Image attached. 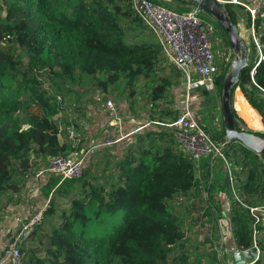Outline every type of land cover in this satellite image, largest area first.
<instances>
[{
  "label": "trees",
  "instance_id": "trees-1",
  "mask_svg": "<svg viewBox=\"0 0 264 264\" xmlns=\"http://www.w3.org/2000/svg\"><path fill=\"white\" fill-rule=\"evenodd\" d=\"M1 1L0 195L14 186V178H24L31 168L37 166L40 172L51 158L79 155L84 149L80 143L60 141L71 124L64 118L60 124L55 121L64 109L70 85L81 77L102 76L97 87L104 92L120 80L129 88L141 82L152 109L162 101L175 106L161 109L160 118H147L137 129L138 138L115 164L113 180L92 183L81 180L82 173L77 179L61 180L56 174L44 173L57 180L46 181L44 193L50 204L41 212L43 221L28 235L38 238L43 257L32 256L28 264H199L197 258L190 262L184 248L186 231L181 218L167 208L168 201L185 200L196 180L202 182L204 202L211 203L205 211L208 231L219 220L215 201L231 228L228 249L230 243L238 251L252 248L253 219L248 208L264 206V156L240 143H226L222 122L219 128L211 125V119L202 122L200 100L210 93L203 89L193 90L188 101L196 107L194 115L202 129L215 145L222 146L225 160L235 168L233 189L239 201L221 159L215 170L216 158L202 157L197 163L180 147L173 128L164 124L173 122L180 112L176 103L185 89L182 75L151 39L153 34L134 14L130 0ZM152 1L160 4V0ZM169 1L178 4L180 13L189 6ZM247 2L256 4V0ZM223 5L233 24L241 19L246 28H252L257 43L250 40L249 66L241 71L230 94L234 124L238 131L264 138V130L247 129L233 108V92L239 89L264 125V7L251 20L243 7ZM225 73L217 71L214 78L219 95ZM143 128L147 129L139 132ZM63 188L71 195L68 209L46 219L52 212L55 215L53 196ZM216 190L221 191L214 195ZM2 219L0 215V224ZM257 229L259 254L252 264H264V227ZM38 230L44 233L38 235ZM212 256L218 264H225Z\"/></svg>",
  "mask_w": 264,
  "mask_h": 264
},
{
  "label": "rangeland",
  "instance_id": "rangeland-1",
  "mask_svg": "<svg viewBox=\"0 0 264 264\" xmlns=\"http://www.w3.org/2000/svg\"><path fill=\"white\" fill-rule=\"evenodd\" d=\"M240 1L247 2V0ZM1 2L2 1L0 0V3ZM160 4L176 12H180V9L177 8L178 4L175 2L160 0ZM189 9H192V6H186L185 8L181 9V11L184 10L185 12H187ZM199 16L203 21L212 23L214 26V32L209 37L214 63L219 73H222V71H224V73H227L229 69V63L234 57L231 47L227 43V36L225 32L217 25V23L209 16L201 11L199 12ZM237 24L239 30L241 29V26L242 28H244L246 36H242V40L245 43L247 50L249 51L250 40L252 39L251 29L246 28L245 22H243L241 19L238 20ZM151 39L155 40L154 36H151ZM1 45L3 48H6V44L3 41L1 42ZM101 79L103 78L100 75H96L95 77H88V79L81 77L70 85V92L66 93V97L63 99V108H66V112L63 109L62 113H59L55 116V121L60 124L62 121H64L63 116H67V114L69 115L70 113H74L73 115H77V118L74 117L71 122L69 121V124H71V126L68 130H66L67 140L72 142V138L74 136L76 138L78 134H81L86 140L85 144L88 145L90 136L94 140H103L104 137H106L107 132L105 133L104 131L105 127L106 130L108 127H110L109 132L110 134H113L114 130L116 132L118 131L121 124L120 121L122 123H125L126 128H128L127 122L133 119L134 123H131V126L133 125L136 127L144 125V123L148 122L147 120H150L151 117L156 120L160 118L159 112L161 109L167 107L173 109L175 108L173 104H169V102L167 103V101H162L157 102L156 107L153 108V110L151 107V102L149 101L148 90L146 86L141 82L135 84L132 88H129L125 85V82L123 80H120L109 86L107 88V91L104 92V90H102L100 87V89L97 87L98 81ZM131 90L133 91L132 94ZM193 92V90L190 91V98ZM236 92L237 89H235L233 92V104L235 103ZM183 97L184 92L181 98ZM201 98L202 99L200 100L199 106V112L201 114H199L198 117L203 120V123L206 120L208 121L211 119V125L215 128H219V125L222 122L221 94L219 95L218 92L214 90L213 92L202 95ZM108 100L111 102L116 115L120 117L119 122L116 121V119H114L112 116V118L108 120V124L107 122H100V117L96 118V121L94 123H90L91 119L86 118L87 116H85V113L87 112L86 106L93 105L95 107L99 105L101 106V108L106 107V102ZM189 103V109L193 114H196V107L192 102ZM180 104L181 100L178 99L176 107L180 106ZM244 113L248 115V122L250 125H252L254 115L250 112V110H246ZM113 120L114 122H112ZM246 128L248 129L249 127L246 126ZM145 129L143 128L139 132ZM135 134L136 133H134V136ZM112 136H114V134ZM135 137L138 138V135H136ZM133 139H130L129 142H135V138ZM95 143L96 142H94L93 145ZM109 148L110 147L103 148L102 145L101 149H99L95 153L92 152L87 157V159L85 158L86 161L85 163H83V177L81 178V180L90 181L92 183L94 181H109L108 175L112 173L114 162L117 159L116 153L114 155H111ZM71 156L74 157L75 155ZM219 165H221L220 161L218 158H216L213 163V168L216 170ZM37 176L38 178H43L44 180H37ZM55 176L39 172V169L36 166L35 168H31L29 170L26 178L20 177V179L13 181L15 183L12 187L13 192L8 193L5 191L2 195H0V213L2 214L3 219L7 217L6 219L10 220V224L5 221L2 222L3 224L1 223L6 230L4 231L7 233L4 237H0V256L5 246L6 240H8L11 236V233L18 229V227L20 226H17L15 222L16 217L22 220L23 223H26L35 216H38V214L43 210L48 209L50 203L48 202V197L44 193V191H46L47 189L46 181L48 182V180L56 179ZM95 176H97L99 180H96ZM30 186L34 190L35 194L33 196L35 197L27 196L28 188H30ZM75 189H80V183H77L75 185ZM220 191L221 190H216L214 192V195L215 193H220ZM14 196L15 198H13ZM70 196L71 195L69 190L66 191L64 188L60 189L58 193H54L51 205L55 209V215L52 212V214L50 216L48 215L46 219L57 216L60 210H67L70 203ZM204 197H206V194L202 187V182L196 180L194 190L190 192L189 196L185 197V200H183V198H175L170 202V204L168 201L167 208L179 215L182 220V224L185 227L186 243L184 248L187 250L190 262H195L197 258L200 259L199 264H218L217 260H212V255H214L215 258L219 259L221 262L228 263L231 261V257L227 256L229 255V249L228 247H225L227 243L225 244V242H221V235L217 226H215V228L213 229L210 227V231H208L204 227H207L208 222V218L205 215L206 207L208 205H211V203L204 202ZM20 198L25 199V204H22L23 208H19V211L16 213V206L20 207ZM213 205L216 209L219 210V221L220 223H222V220L224 218L223 210L219 203L214 201ZM7 207H14L15 209L8 210ZM40 221H43L41 220V216L38 223H40ZM43 233L44 232L41 230H38L37 232L38 235H41ZM21 248L23 259L19 262V264H28V261L32 256L43 257V252L40 251L41 243L38 241L37 237H27L26 240L21 244ZM221 257L224 258V260Z\"/></svg>",
  "mask_w": 264,
  "mask_h": 264
},
{
  "label": "built area",
  "instance_id": "built-area-1",
  "mask_svg": "<svg viewBox=\"0 0 264 264\" xmlns=\"http://www.w3.org/2000/svg\"><path fill=\"white\" fill-rule=\"evenodd\" d=\"M217 1L221 4H234L243 7L249 12L251 20L254 19L258 10L264 7V0H256L255 6H249L240 0ZM130 2L134 14L153 34L162 54L181 73L184 82V97L181 100L180 112L173 122L164 125L173 128L175 138L180 147L197 163L202 157L219 158L223 161L228 183L236 198L233 189V171L235 168L227 163L221 147L215 145L210 140L196 116L189 109L188 97L190 91L195 89H203L207 92L214 91V78L217 74V67L214 63L209 39L210 35L214 32L213 24L203 21L199 16L200 10L194 7L187 12L180 13L152 0H130ZM251 33L257 46L252 28ZM259 57L261 58V55ZM106 108L113 114L114 119L119 122V117L114 112L109 100L106 102ZM94 146L97 147L96 145ZM84 157L85 153L75 155L74 157L51 158L48 161L47 167L40 172L43 174H56L60 176L61 180L77 179L82 173ZM28 194H35L31 186L28 188ZM236 200L239 201L237 198ZM248 209L253 219L252 248L256 249L258 258L259 249L256 245V240L259 230L257 227H264V206L249 207ZM40 213L26 223H23L22 220L16 217L15 222L17 226H20L6 240L0 256V264H19L20 246L33 230V226L39 222ZM217 228L221 235V242L228 244L231 239V228L225 213L222 223L217 220ZM4 230L3 225L0 224V237L6 235L7 232ZM252 263L253 261L247 264ZM225 264H232V262H225Z\"/></svg>",
  "mask_w": 264,
  "mask_h": 264
},
{
  "label": "water",
  "instance_id": "water-1",
  "mask_svg": "<svg viewBox=\"0 0 264 264\" xmlns=\"http://www.w3.org/2000/svg\"><path fill=\"white\" fill-rule=\"evenodd\" d=\"M169 1V0H167ZM197 8L213 19L226 33L231 50L234 54L229 69L224 75L221 88V116L225 131L226 143L237 142L255 154L264 156V138L248 131H238L231 112L230 94L237 85L241 71L249 66V52L238 31V24H233L223 4L217 0H175ZM222 147V146H221ZM234 264H247L257 259V251L230 250Z\"/></svg>",
  "mask_w": 264,
  "mask_h": 264
},
{
  "label": "crops",
  "instance_id": "crops-1",
  "mask_svg": "<svg viewBox=\"0 0 264 264\" xmlns=\"http://www.w3.org/2000/svg\"><path fill=\"white\" fill-rule=\"evenodd\" d=\"M63 107H64V103H63ZM86 107H87L86 108L87 112L85 113V116H87L86 118L91 119L90 123H94L96 121L95 119L100 117L101 118L100 122H102V123L107 122V124H108V120L110 118H112V116H113V114L110 112V110H108L106 107H102L103 109L99 105H97L95 107L93 105H89V106H86ZM233 108L236 109L235 111H236L237 115L241 118V120L243 121L245 127L248 126L249 127L248 129H250L251 131H263L264 130V125H263V123L261 121L260 116L250 107V105L247 103V101L245 100L242 92L239 89H237V92H236L235 103L233 104ZM65 109H64V111L66 112ZM246 110L252 111L254 113V115H255L252 125H250L249 122H248L249 121L248 120V115H246L244 113ZM73 114L74 113H72V114L70 113L69 115L67 114V116H63V118L65 120L71 121L74 117L77 118V115H73ZM106 118H107V120H106ZM119 119H120V117H119ZM97 120H99V119H97ZM112 122H114V120ZM120 123L121 124H120V127H119L118 131L117 132L115 130L113 131L114 136H112L113 134H110V132H109L110 131V127H108L107 130H106V127H105L104 131H105V133L107 132L106 133V137H104L103 140L102 139L94 140L90 136L88 145L85 144L86 140H85V138H83L84 136H82L81 134H78L76 138H75V136L72 138V144H76L77 145L78 143H80L82 145V147L84 146V149H82L80 151V153H79V155L82 154V153H85V157H84V162L83 163H85L87 157L92 152L95 153L96 151L101 149L102 145H103V148L110 147L109 150H110V154L111 155L112 154L114 155L116 153L117 157L116 156L115 157L117 159L114 162V167L112 169V173H110L108 175V179L109 180H113L116 177L115 164L117 163L118 160H120L122 158V156H123L125 150L128 148V146L130 144H134V141L132 143H130L129 141H130V139L132 140L133 138H135L134 133L137 131V129H140V126H141V125L140 126H136V127L133 126V125L131 126V123H134L133 119H131L129 122H127L128 123L127 124L128 128H126L125 123H122L121 121H120ZM107 124H106V126H107ZM97 125H98V123H97ZM66 134H67V132H65L64 134H62L60 136V141H63V140L67 141ZM87 134H88V132H87ZM94 142H96L94 145H96L97 147H95L93 145ZM85 145H86V147H85ZM73 155H77V154H73ZM82 168H83V166H82ZM26 177L27 176H25L24 178H26ZM17 179H20V177L18 176L16 178H14V180H17ZM95 179L99 180L97 178V176H95ZM104 179H105V177H104ZM37 180H41L42 181L44 179L43 178H38V176H37ZM36 183H37V181H36ZM12 184L14 185L15 183L13 182ZM27 186H28V184H27ZM6 192H8V193L13 192V189L10 188V190H7ZM27 196L35 197L33 195H30V194H28ZM13 198H15V196ZM19 200H20V202H19L20 207L16 206V209L14 207H7V209L8 210H11V209L14 210L15 209L16 213H17L19 211L18 210L19 208H23L22 204H25L24 203L25 199L20 198ZM0 215L2 216L1 213H0ZM6 218L7 217H5V219H3L2 222L5 221V222H8L10 224V222H9L10 220L6 219ZM204 227L207 229L206 226H204ZM231 246L232 245L230 243V246H229L230 249H231ZM225 247H227V246H225ZM230 249L228 251V254H230ZM227 256H229V255H227ZM231 262H232V264H234L233 260H231Z\"/></svg>",
  "mask_w": 264,
  "mask_h": 264
},
{
  "label": "bare ground",
  "instance_id": "bare-ground-1",
  "mask_svg": "<svg viewBox=\"0 0 264 264\" xmlns=\"http://www.w3.org/2000/svg\"><path fill=\"white\" fill-rule=\"evenodd\" d=\"M238 31H239V34H240V36L242 37V36H246L245 35V32H244V28H242V26H241V29L239 30V27H238ZM243 38V37H242Z\"/></svg>",
  "mask_w": 264,
  "mask_h": 264
}]
</instances>
